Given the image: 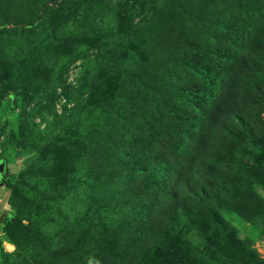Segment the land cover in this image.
Here are the masks:
<instances>
[{
    "label": "rangeland",
    "instance_id": "1",
    "mask_svg": "<svg viewBox=\"0 0 264 264\" xmlns=\"http://www.w3.org/2000/svg\"><path fill=\"white\" fill-rule=\"evenodd\" d=\"M0 166V264H264V0H0Z\"/></svg>",
    "mask_w": 264,
    "mask_h": 264
},
{
    "label": "trees",
    "instance_id": "2",
    "mask_svg": "<svg viewBox=\"0 0 264 264\" xmlns=\"http://www.w3.org/2000/svg\"><path fill=\"white\" fill-rule=\"evenodd\" d=\"M215 99H216V97L215 96H213V98H212V101L211 102H214L215 101ZM211 105H213V104H210L209 106H211ZM211 112H213V109H212V111H210V114H211ZM210 121H211V119H210ZM227 126H228V124L226 123H223V127L224 128H226L225 130H227L228 128H227ZM0 169H1V166H0ZM2 175V173L0 172V176ZM142 206V205H141ZM142 207H144V206H142ZM142 211H144V210H142ZM6 214V213H5ZM7 215H9V214H7Z\"/></svg>",
    "mask_w": 264,
    "mask_h": 264
}]
</instances>
